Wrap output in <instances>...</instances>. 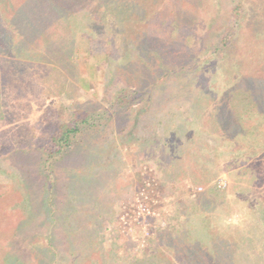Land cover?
Returning a JSON list of instances; mask_svg holds the SVG:
<instances>
[{
    "label": "rangeland",
    "instance_id": "374dc122",
    "mask_svg": "<svg viewBox=\"0 0 264 264\" xmlns=\"http://www.w3.org/2000/svg\"><path fill=\"white\" fill-rule=\"evenodd\" d=\"M258 78L264 0H0V264H264Z\"/></svg>",
    "mask_w": 264,
    "mask_h": 264
},
{
    "label": "trees",
    "instance_id": "16d2710c",
    "mask_svg": "<svg viewBox=\"0 0 264 264\" xmlns=\"http://www.w3.org/2000/svg\"><path fill=\"white\" fill-rule=\"evenodd\" d=\"M122 2V1H121ZM234 14H235V20L233 21V23L228 26L225 30V32L222 35V38L220 40V43L218 44V46H216L214 48V51H216L217 53L219 52H225L228 48H230L229 46L231 45V43L233 42V40L236 38L237 36V32L239 29V25L238 22L241 19V17L244 14L245 9H243L242 5L240 3H238L235 7H234ZM15 17V16H14ZM177 19V18H176ZM28 22V20H25ZM8 38V37H7ZM12 45V44H10ZM216 53V54H217ZM257 83L255 84L256 87L253 88L252 90H250L249 88V95H247L249 98L257 100L256 97L259 96V94L264 95V89H262V85H260V79L258 78ZM263 98V96H262ZM79 130H64L61 131L60 133H57L55 136L52 137V143H53V148L49 149L47 151H49V157H53V155L57 154V153H63L68 147H70L71 145V140H72V136L76 135V133ZM1 225V223H0ZM6 262L5 264H11V254H8L6 256ZM161 264H167L166 262H162Z\"/></svg>",
    "mask_w": 264,
    "mask_h": 264
}]
</instances>
